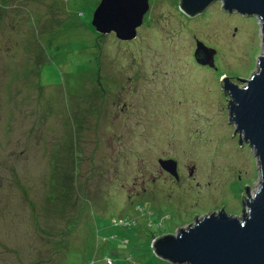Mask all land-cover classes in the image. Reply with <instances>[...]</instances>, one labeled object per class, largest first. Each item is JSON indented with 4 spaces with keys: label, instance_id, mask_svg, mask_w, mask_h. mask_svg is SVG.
Here are the masks:
<instances>
[{
    "label": "rangeland",
    "instance_id": "obj_1",
    "mask_svg": "<svg viewBox=\"0 0 264 264\" xmlns=\"http://www.w3.org/2000/svg\"><path fill=\"white\" fill-rule=\"evenodd\" d=\"M100 2L0 0V264H170L156 240L259 189L223 79L257 72L260 21L149 0L121 41L93 26Z\"/></svg>",
    "mask_w": 264,
    "mask_h": 264
},
{
    "label": "water",
    "instance_id": "obj_2",
    "mask_svg": "<svg viewBox=\"0 0 264 264\" xmlns=\"http://www.w3.org/2000/svg\"><path fill=\"white\" fill-rule=\"evenodd\" d=\"M218 1L229 14L256 17L260 21L263 49L257 72L249 80H243L245 87L232 84L227 77L223 79L225 94L231 98L229 122L240 135V145L249 144L255 153L260 186L253 196L247 190L241 216L229 215L222 209L196 218L175 235L156 240L155 255L170 264H264V0H181V9L191 18ZM149 9V0H101L93 26L98 33H115L121 41H132L137 38ZM206 54L209 58L203 57ZM215 54L197 43L195 58L199 64L213 66ZM160 164L178 179L177 162Z\"/></svg>",
    "mask_w": 264,
    "mask_h": 264
},
{
    "label": "flooded vegetation",
    "instance_id": "obj_3",
    "mask_svg": "<svg viewBox=\"0 0 264 264\" xmlns=\"http://www.w3.org/2000/svg\"><path fill=\"white\" fill-rule=\"evenodd\" d=\"M115 34V33H114ZM116 35V34H115ZM164 171V170H163ZM178 171H179V168H178ZM164 172H166V175L168 174L169 176H172L168 171H164ZM178 175H179V177H178V179L177 178H175V177H171V178H173V179H175L176 181H180L181 180V176H180V174H179V172H178ZM148 189V188H147ZM147 189H145L144 190V192L146 193V191H147ZM147 195V194H146Z\"/></svg>",
    "mask_w": 264,
    "mask_h": 264
},
{
    "label": "trees",
    "instance_id": "obj_4",
    "mask_svg": "<svg viewBox=\"0 0 264 264\" xmlns=\"http://www.w3.org/2000/svg\"><path fill=\"white\" fill-rule=\"evenodd\" d=\"M109 263H111V261Z\"/></svg>",
    "mask_w": 264,
    "mask_h": 264
},
{
    "label": "bare ground",
    "instance_id": "obj_5",
    "mask_svg": "<svg viewBox=\"0 0 264 264\" xmlns=\"http://www.w3.org/2000/svg\"><path fill=\"white\" fill-rule=\"evenodd\" d=\"M204 20V19H203Z\"/></svg>",
    "mask_w": 264,
    "mask_h": 264
}]
</instances>
